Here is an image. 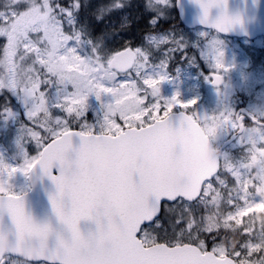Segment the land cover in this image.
Returning a JSON list of instances; mask_svg holds the SVG:
<instances>
[{
    "label": "snow or ice",
    "instance_id": "1",
    "mask_svg": "<svg viewBox=\"0 0 264 264\" xmlns=\"http://www.w3.org/2000/svg\"><path fill=\"white\" fill-rule=\"evenodd\" d=\"M18 2L24 5L19 12L0 10V24L7 25L9 18L12 20L10 31L0 28V37L7 40L3 55L8 54L12 33L28 32L32 37L41 38L33 53L37 62L42 57L41 46L54 40L62 55L94 61L93 71L99 75L93 77L96 83L89 84L90 88L98 94L110 88L117 104L122 100L132 101L128 104V113L135 109L141 115L133 119L126 112L110 110L105 115V130L98 131L97 125L88 122L87 112L80 114L72 106L53 105L56 113L66 117L64 127L59 132L49 131L38 153L25 167L28 171L42 165L47 178L54 183L55 191L49 192L52 217L37 222L26 211L24 193L0 191V264H264V225L260 226L258 235L256 227L249 229L236 220L244 209L235 200L228 202L229 211L222 225L206 223L207 209L199 216L192 213V206L202 204L206 198L215 201L213 193L219 177L228 171L219 163L193 167L177 160L174 145L167 144L162 160L153 161L146 155L139 167L128 165L112 174L101 172L90 176L84 166L90 158L104 153L119 155L146 148L170 133L177 120L181 128L192 129L193 144L203 142L204 135L194 114H185L186 110L193 112L197 100L184 101L177 93L165 102L155 91L159 80L165 78L159 73L168 75L171 53L185 46L184 38L171 33L164 36L162 43L171 47L164 49L163 57L157 61L150 44L156 36L149 35L151 30L144 31L139 42L121 37L122 42L109 44L107 41L116 33L115 29L93 37L88 24L80 22L82 0H69L67 4L61 0ZM159 2L168 5L170 0ZM198 2L203 8L202 22L212 24L209 9L215 0ZM145 4L154 10L152 0H145ZM125 5V0L99 4L92 24L99 30L96 21H103ZM155 10L158 15L148 20L153 27L162 14ZM49 18L51 35L44 28L36 27ZM215 26L220 28L221 22H215ZM120 29L127 32L129 27L121 24ZM113 44L119 47H112ZM45 72L50 75L47 69ZM220 79L214 75V82ZM40 87L42 94L50 91L47 82ZM178 105L183 111L177 116L173 110ZM6 111L9 116L13 114L11 109ZM74 112L78 131L72 127L70 114ZM32 115L26 112L28 123L22 127L29 136L39 138L41 132L29 127L33 123ZM240 119L243 121L244 117ZM76 138L81 166L69 168L64 149L69 139ZM187 213L192 214L187 216ZM86 218L95 222L87 232L81 229V221ZM230 222L240 224L242 242L227 252L220 233L228 229ZM52 237L54 242L50 243Z\"/></svg>",
    "mask_w": 264,
    "mask_h": 264
},
{
    "label": "rangeland",
    "instance_id": "2",
    "mask_svg": "<svg viewBox=\"0 0 264 264\" xmlns=\"http://www.w3.org/2000/svg\"><path fill=\"white\" fill-rule=\"evenodd\" d=\"M28 2L35 3V0H28ZM20 4L19 10L22 8ZM170 4L171 0L168 5ZM153 6L154 10L157 9L162 12L161 7L163 4L161 6L153 4ZM19 10L15 8L9 9V11L14 12H19ZM11 24L12 20L9 18V23L7 25L0 24V28L10 31ZM36 27L44 28L50 35L53 32L50 18L45 23L37 24ZM186 32L187 36L191 37L190 39L193 43H196L197 38L208 34L206 30L199 28ZM40 39L39 36H30L28 32L12 33L8 54L3 55L2 50L7 40L5 37H0V91L3 88L9 89L13 95L17 96L21 105L29 103L26 112L31 113H35L40 108V105L44 104V97H41L40 93L37 95L41 76L37 68H35L34 73H30V64L29 62H24L23 59L26 54L34 53L36 42ZM253 42L255 45H252L247 39L229 43L214 34L206 43L207 49L204 48L201 52L204 66H206V69L201 74L203 89L200 87L197 74L178 64L174 77L170 76L168 70V75H165L163 72L159 73V75L165 76L163 80H159V76L155 77L159 80L158 85L155 86L157 97L167 102L179 93L180 99L184 101L197 100L193 114L197 120L202 122L212 144L224 141V138L236 128L234 115L237 100L235 99L240 96L245 97L243 90H245L247 82L253 84L260 83L261 75L251 68L245 57H242L236 50L237 47L242 45L261 47L263 43L260 39ZM41 53V61H58V63L50 66L58 68L61 71V85L56 90L59 92L58 95L60 92L66 91L58 97V100L66 101L67 107L72 106L76 110L88 107L90 110L98 112V106L109 107L110 105L117 104V97L112 94L110 88L102 90L98 94L94 88L89 87V84L96 83L93 77L99 75L93 71L94 61L74 60L70 54L67 57L62 55L59 45L54 40L51 44L44 45V47L41 46ZM189 58L188 56L186 60H182L188 61ZM34 59H37L35 55ZM22 65H25V68ZM215 74H220L223 77L221 83L218 84L219 86L212 83V76ZM105 83H107V78H105ZM52 93H55V89ZM73 98H75V103H72ZM245 99H247L249 108L253 113H256L257 116H264V93L262 89L260 90V104H256L251 98ZM129 103H132V101L122 100L120 104H117L119 107L115 106V109L119 108L121 112L128 113ZM11 111L15 113V110L11 109ZM108 113L106 112L102 115L104 123L101 126H97L98 130H105V115ZM128 114L133 119H138L141 115L135 109ZM13 116L14 114L9 116L5 113L0 119V191L11 190L20 192L23 190L24 192L29 189V182L27 180L28 171H25V167L31 163L32 158L36 155L29 154L20 139L10 137V132L3 134L4 129H2V126L5 125L3 122L8 121ZM93 123L97 124L96 122ZM1 140L8 142V145L1 143ZM237 143L248 145L255 151L257 156L264 159V126L255 125L253 129L245 130L230 147L235 146ZM244 173L242 171L237 180V183L241 182V185L239 191L236 193V197L239 198L236 204L243 207L244 210L239 213L236 220H240L244 214L254 209H264V202H259L262 200L258 197H250L247 192L245 186L248 181ZM230 200H234V198H227L226 201H223V205L226 206L224 210L225 215L229 211L228 202ZM215 201L218 200L215 199Z\"/></svg>",
    "mask_w": 264,
    "mask_h": 264
},
{
    "label": "trees",
    "instance_id": "3",
    "mask_svg": "<svg viewBox=\"0 0 264 264\" xmlns=\"http://www.w3.org/2000/svg\"><path fill=\"white\" fill-rule=\"evenodd\" d=\"M172 1L173 0H171L170 5L165 7L163 4L161 7L162 12L160 13L162 14L160 15L155 27L149 24L148 20L152 17H155L154 14L150 15V13H155L158 15V12L156 10H149V7L145 4V0H125V7L115 9L112 13L106 16L103 21H96V24L100 26L99 30H97V28L92 24V20L95 19L93 13L99 4L111 3L113 0H82L80 22L88 24L93 37L100 36L104 31H112L115 29L116 33H119L123 39H133L136 42H139V37L144 31H153L150 32L149 35L153 33L157 39L150 42V44L152 49L155 50L154 55L156 56L157 61L163 57V50L171 47V45H165L162 43L163 39H161V37L164 38V36L172 32H175V36H178L180 32L177 29L181 28L188 31L198 28L206 30L208 34L201 38H197L196 43H193V41L190 39L191 37L189 36V39L185 45L187 47L184 51H177V49L174 50L171 53V58L167 67L170 76L174 77L178 67V62H176V60L179 59L181 63L179 66H183L186 69H189L191 72L197 74L200 87L203 89L201 74L202 71L206 69V66H204L201 52L204 50V48L207 49L206 43L209 38L216 34L229 43L240 41L242 38L222 35L217 33L214 29H207L200 26H197L193 29L187 28L177 17V13ZM61 2L67 4L69 0H61ZM152 4H156L157 6L162 5L159 0H152ZM20 5L23 7L22 4ZM19 7L20 6L17 0H0V10L3 9L9 11L11 8L19 10ZM164 12L166 16L164 15ZM125 18L128 20L125 21ZM121 24H127L129 27L127 32L121 31ZM116 33H114L108 39L107 42L109 44L118 40L122 42L121 37H119L120 39L115 37ZM132 33L135 35H132ZM112 47H119V44H113ZM188 56L190 57L189 60L183 61L186 60ZM23 61L26 63L29 62L30 73H34L35 68H37L39 75L41 76V83L38 87L37 95L40 93L41 97H44V104H41L40 108H38V110L33 113L31 117L33 123L29 125V127H34L36 130L40 131L41 136L39 138L31 137L27 134V129H23L22 125L28 123L26 109L29 106V103H26V105H21L20 101L17 99V96L13 95L9 89L3 88L0 91V119L5 115V113H7L6 109L15 110V113H13L14 116L9 118L8 121L3 122L5 124L2 126V129H4L3 134L10 132V137L20 139L22 145L27 148V152L29 154L36 155L39 151V146L42 145V143L47 139L49 131L59 132V130L64 127L63 121L66 119V117L56 113L53 109V105L61 104L67 108L66 101L58 100V97L66 91H62L58 95L59 92L56 90V88L61 85L60 75L62 74L58 68L51 66L52 64L58 63V61L46 62L40 60V62H37V59H34L33 53L26 54ZM250 62L254 68L258 67V62L255 59H252ZM22 67L25 68V65H22ZM45 69H47V73L50 75H46ZM46 82L50 85V91L48 93L42 94L40 86ZM54 89L55 93L53 94L52 91ZM235 100H237L238 103L240 102L239 104L247 105V100L244 97L240 96ZM196 105H194V108ZM115 106L119 107L117 104L110 105L109 107H104L101 105L100 107L98 106V112H94L88 107H84L77 109V112L80 114L87 112L86 116L88 122L92 124H94L93 122H96L97 126H101L104 123V119H102L103 114L110 112V110L112 112H121L119 108L115 109ZM189 113L193 114L194 110L193 112ZM70 115L73 118L72 127L79 129L75 122L77 119L76 112L71 113ZM254 116L260 120L264 119V116H257L256 113H254ZM254 126L255 124L253 122L246 120L245 130L253 129ZM1 143L8 145V142L4 140H1ZM219 165L222 168L228 169V171L222 172L219 177V181L217 182L216 192L213 193V195H217L216 193H218L216 196L218 201H213L210 198H206L202 204L192 206V213H195L197 216L207 209V224L215 223L222 225L224 223L223 216L225 215L224 210L226 207L223 205V201H226L227 198L231 197L234 198L236 202L239 201V198L236 197V193L240 189L241 182L238 184L237 180L242 171H244L245 176H247L248 183L245 187L250 197H258L264 201V159L257 156L251 147L245 144L237 143L235 146L225 148L220 155ZM233 176H235V181L233 180ZM222 185H227V187L225 188ZM21 192H23V190L20 191V193ZM192 213H187L186 215L190 216ZM245 217H247V219H245ZM238 221L243 223L244 226L249 229L256 227L257 234L259 235L260 226L264 225V209H254L251 212L244 214ZM200 223L203 224L204 222ZM240 232V224L236 222H230L228 229L221 231L220 235L222 237V244L227 252H231L242 242Z\"/></svg>",
    "mask_w": 264,
    "mask_h": 264
},
{
    "label": "water",
    "instance_id": "4",
    "mask_svg": "<svg viewBox=\"0 0 264 264\" xmlns=\"http://www.w3.org/2000/svg\"><path fill=\"white\" fill-rule=\"evenodd\" d=\"M176 10L182 23L189 28L200 26L203 28L214 29L216 32L226 36L248 37L254 38L257 35H264V0H215L209 9V20L212 24H204L202 22L203 8L198 0H176ZM221 22V27L217 28L215 22ZM223 28H227L224 31ZM218 85L222 81V75ZM183 110L174 111L178 116ZM241 116H247L251 121H254L264 126V120L256 119L245 107L239 108L235 112L238 128L231 132L229 136L218 146L211 145V141L202 127L197 121L198 127L204 135L203 142H192V129L181 128L177 125L168 134H164L156 141L148 145L146 148H140L128 153L113 155L104 153L99 156L90 158L85 167L90 176L97 173L112 174L118 169H123L128 165L139 167L142 165L145 156L147 155L153 161H160L164 158V146L173 144L175 157L177 160H183L193 167L202 165H216L219 163V157L225 147L229 146L243 131L244 125L241 123ZM174 114V115H175ZM186 115H191L185 111ZM79 130V129H75ZM63 135V133H61ZM79 139H69L64 149V160L69 168L80 167L81 162L77 159ZM27 180L29 189L21 192L26 195V211L30 213L37 222H43L52 217L50 206L49 192L55 191L54 183L47 178L43 171L42 165H36L29 168L27 172ZM95 222L92 220L83 219L81 221L82 231L87 232L90 227H94ZM54 242V237L50 238V243ZM23 258V257H21Z\"/></svg>",
    "mask_w": 264,
    "mask_h": 264
},
{
    "label": "flooded vegetation",
    "instance_id": "5",
    "mask_svg": "<svg viewBox=\"0 0 264 264\" xmlns=\"http://www.w3.org/2000/svg\"><path fill=\"white\" fill-rule=\"evenodd\" d=\"M173 2V5H174V8H175V10H176V0H173L172 1ZM176 13H177V17L179 18V15H178V12H177V10H176ZM152 14H154L155 16H157L155 13H150V15H152ZM164 15H165V12H164ZM166 16V15H165ZM180 19V18H179ZM187 28H189V27H187ZM195 28V27H194ZM190 29H193V28H190ZM177 30H179V34H178V36H176V37H182V38H184V41H183V43H184V45H186V43H187V41H188V37L189 36H187V32L186 31H188V30H184V29H177ZM171 34H174V35H176V33L175 32H172ZM150 35H154L153 33L152 34H150ZM223 35V34H222ZM117 39H120L119 37H121V35L119 34V33H116V36H115ZM231 37H237V36H231ZM115 38V39H116ZM240 38H242L240 41H242L243 39H247L252 45H255V43L253 42V41H255V40H257V39H260V40H262L263 41V43H262V45H261V47L259 46V47H256V46H250V45H242V46H239V47H237L236 48V50L240 53V55L242 56V57H245V59H246V61L249 63V66L251 67V68H253L254 70H256V72L257 73H259L260 75H261V78H260V83H256V84H253V83H246V88H245V90H243V95L245 96L244 98H251L253 101H255V103L256 104H260V90L262 89L263 90V93H264V35H257L256 37H254V38H248V37H245V36H242V37H240ZM161 39H163V37H161ZM153 41V40H152ZM152 41H150V42H152ZM186 49V47L184 46L183 48H179V49H177V51L178 50H182V51H184ZM252 59H255L258 63H257V68H254L253 66H252V64H251V60ZM176 62H178V64H181L180 63V60L179 59H177L176 60ZM217 86H219V85H217ZM247 100V99H246ZM240 103V102H239ZM238 102L236 103V106H235V112L239 109V108H241V107H245L248 111H249V113L250 114H252L253 116H254V113H253V111L249 108V105H248V103H247V105H242V104H239ZM179 110H183L182 108H181V106H177L176 108H174V110L173 111H179ZM186 112H188L187 110H186ZM189 113V112H188ZM191 114V113H190ZM191 115H193V114H191ZM238 117H241V113L239 114V116ZM244 117V120L242 121L241 120V123H243V125H244V128H243V131H242V133L245 131V128H246V120H249V121H251L247 116H243ZM255 117V116H254ZM234 118H235V122H236V128L233 130V131H235L237 128H238V126H239V124H238V122H237V118H236V116L234 115ZM256 118V117H255ZM195 119H196V117H195ZM256 119H258V118H256ZM197 120V119H196ZM258 120H260V119H258ZM201 125H202V127L205 129V127L203 126V124H202V122H200L199 120H197ZM251 122H253L255 125H260V124H258V123H256V122H254V121H251ZM262 126V125H261ZM233 131H231V132H233ZM241 133V134H242ZM240 134V135H241ZM229 135V134H228ZM228 135L224 138V140L228 137ZM239 135V136H240ZM239 136L236 138V139H234L233 141H232V143L230 144V145H232L238 138H239ZM223 142V140L220 142V143H213L212 145L214 146V147H218L221 143ZM212 143V142H211ZM230 145L229 146H227V147H230ZM227 147H225V148H227ZM224 148V149H225ZM18 259H23V258H21V257H17Z\"/></svg>",
    "mask_w": 264,
    "mask_h": 264
}]
</instances>
